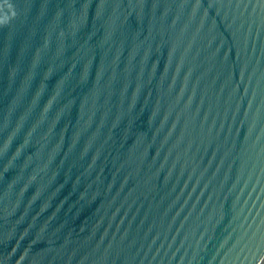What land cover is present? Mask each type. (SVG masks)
I'll list each match as a JSON object with an SVG mask.
<instances>
[{"label":"water","instance_id":"obj_1","mask_svg":"<svg viewBox=\"0 0 264 264\" xmlns=\"http://www.w3.org/2000/svg\"><path fill=\"white\" fill-rule=\"evenodd\" d=\"M0 264H264V0H0Z\"/></svg>","mask_w":264,"mask_h":264}]
</instances>
